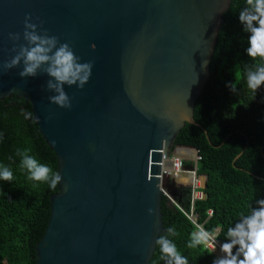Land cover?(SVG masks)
<instances>
[{
  "label": "water",
  "instance_id": "obj_1",
  "mask_svg": "<svg viewBox=\"0 0 264 264\" xmlns=\"http://www.w3.org/2000/svg\"><path fill=\"white\" fill-rule=\"evenodd\" d=\"M231 3L0 0V101L31 105L63 177L37 264H151L165 230L164 160L186 124L209 140L195 106ZM28 14L94 65L83 89L66 86L70 109L50 102L47 75L25 79L23 65L2 68L14 55L8 34L22 36Z\"/></svg>",
  "mask_w": 264,
  "mask_h": 264
},
{
  "label": "trees",
  "instance_id": "obj_2",
  "mask_svg": "<svg viewBox=\"0 0 264 264\" xmlns=\"http://www.w3.org/2000/svg\"><path fill=\"white\" fill-rule=\"evenodd\" d=\"M245 6L246 0H232L223 16L210 79L195 106V121L209 140L201 128L186 124L169 151L170 158L180 148L195 150L200 157L198 178L204 198L195 201L192 211V188L190 180L184 179L173 186L177 205L167 197L162 202L164 227L177 228L179 235L173 239L189 264H212L214 255H219L218 245L215 252L187 247L195 224L208 230L220 226L223 242L227 228L242 213L248 214L249 205L264 198V87L254 98L244 74L246 67L264 64V60L247 55L248 33L238 19ZM228 81L237 84L236 94L225 86ZM17 149L28 150L53 172L58 171L56 155L42 136L31 105L12 97L0 101V163L14 175L11 182L0 181V264H37L36 246L46 232L51 197L59 188L53 192L46 183L29 180L26 170L19 167ZM171 171L167 159L164 175ZM151 264H163L157 246Z\"/></svg>",
  "mask_w": 264,
  "mask_h": 264
},
{
  "label": "clouds",
  "instance_id": "obj_3",
  "mask_svg": "<svg viewBox=\"0 0 264 264\" xmlns=\"http://www.w3.org/2000/svg\"><path fill=\"white\" fill-rule=\"evenodd\" d=\"M239 23L242 30L248 33L247 55L252 58L260 57L264 60V0H246V6L239 12ZM14 53L2 65L6 72L23 65L19 75L21 78H36L41 73L47 75V91L51 103L61 108L70 109L72 100L66 91L67 87L76 86L83 89L89 83L93 74L92 62H81L70 43H61L59 38L42 30L37 23L32 22L31 14L26 15L24 31L9 33ZM23 39L24 43H20ZM205 66L207 61L204 62ZM245 83L248 90L255 94L264 87V64H255L254 67L244 69ZM225 86L236 94L238 86L233 81L226 82ZM30 114H27V119ZM20 157L19 167L26 170L28 179L46 183L48 188L55 192L63 180L62 174L41 163L28 150L17 149ZM14 179L12 169L0 163V181L11 182ZM150 214L153 209L148 210ZM209 216L212 215L210 211ZM195 231L190 233L188 248L203 247L215 252L219 246V255H214L212 264H264V198L257 199L255 206L249 205L248 214H241L239 219L227 228L225 239L220 242L222 232L220 226L211 230L203 224H195ZM179 232L175 226L167 227L163 234L155 241L163 264H189L187 256L178 250L174 237Z\"/></svg>",
  "mask_w": 264,
  "mask_h": 264
},
{
  "label": "built area",
  "instance_id": "obj_4",
  "mask_svg": "<svg viewBox=\"0 0 264 264\" xmlns=\"http://www.w3.org/2000/svg\"><path fill=\"white\" fill-rule=\"evenodd\" d=\"M194 151V154L188 153ZM168 161L172 165V171L170 174H165L163 172V176L167 177V183L169 179L176 180L178 182L185 180L189 181L192 188V207L194 206L195 201L202 200L204 198L202 189L203 182L198 178V162H199V154L195 150L191 149H177L173 156L167 158ZM166 194V192L164 191ZM191 219H193L191 217Z\"/></svg>",
  "mask_w": 264,
  "mask_h": 264
},
{
  "label": "rangeland",
  "instance_id": "obj_5",
  "mask_svg": "<svg viewBox=\"0 0 264 264\" xmlns=\"http://www.w3.org/2000/svg\"><path fill=\"white\" fill-rule=\"evenodd\" d=\"M175 185L177 186L176 180L169 179V181L167 183L168 187L164 189L166 194L163 197H167L170 200V202L177 205V201H176L175 196H174L175 188L173 187Z\"/></svg>",
  "mask_w": 264,
  "mask_h": 264
},
{
  "label": "bare ground",
  "instance_id": "obj_6",
  "mask_svg": "<svg viewBox=\"0 0 264 264\" xmlns=\"http://www.w3.org/2000/svg\"><path fill=\"white\" fill-rule=\"evenodd\" d=\"M166 163H167V159L164 160L163 172H164V170H165ZM164 173H165V172H164Z\"/></svg>",
  "mask_w": 264,
  "mask_h": 264
}]
</instances>
